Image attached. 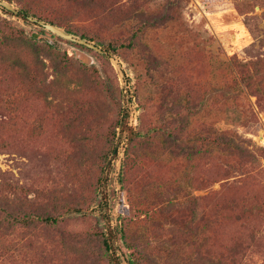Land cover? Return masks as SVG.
<instances>
[{
  "label": "rangeland",
  "instance_id": "1",
  "mask_svg": "<svg viewBox=\"0 0 264 264\" xmlns=\"http://www.w3.org/2000/svg\"><path fill=\"white\" fill-rule=\"evenodd\" d=\"M11 3L20 9L16 1ZM144 7L153 13L167 8L169 14L139 42L163 61L160 67L142 56L144 46L128 54L123 49L107 52L95 39L92 42L103 50L98 51L45 29L59 54L43 53L39 59L49 79H55L62 66L68 70L59 83L63 92L16 106L14 125L0 134V142L8 144L0 147V171L27 190L40 191L44 199H58L62 213L71 202L80 201L87 209L63 214L57 226L19 224L28 239L26 247L34 249L16 264H33L53 239L58 245L52 247L79 248L86 247L81 242L85 238L92 256L70 250V260L116 264L104 254L98 235L121 223L126 224L127 240L118 228L111 250L121 264H130V257L136 264H175L194 255L195 247L215 253L235 248L232 260L237 264H264V77H257L252 87L242 80L255 71V61L264 67V0H150ZM0 19L28 34L39 28L1 7ZM70 24L78 36L116 35L115 29L101 28L86 13ZM137 24V19L126 20L117 30L126 37ZM90 78L97 79L99 87L90 88ZM17 80L0 81V119L7 114L3 105L17 90ZM115 84L124 88L120 98L109 93ZM194 101L184 138L198 142L207 129H220L234 137L244 155L220 150L206 154L203 148L188 162L186 156L161 152L137 161L124 174L127 139L116 128L112 143L118 153L110 154V123L127 112L131 127L144 128L163 122L179 102L184 107ZM155 206L162 207L161 213L144 214ZM186 224L198 232L189 235ZM6 238L17 242L19 234Z\"/></svg>",
  "mask_w": 264,
  "mask_h": 264
},
{
  "label": "trees",
  "instance_id": "2",
  "mask_svg": "<svg viewBox=\"0 0 264 264\" xmlns=\"http://www.w3.org/2000/svg\"><path fill=\"white\" fill-rule=\"evenodd\" d=\"M16 1L20 5V9L15 13L5 9L6 12H11L19 17L28 20V16L39 17L46 22L54 23L67 32L78 36V30L70 24L71 20L78 18L82 13H86L96 20L99 26L109 30L115 29V34L109 39H101L99 34H90L83 32L81 38L88 41L97 39V43L102 45L108 51L117 52L123 49L125 54L133 52L140 46H144L140 38L150 27H154L162 21H166L169 17L168 11L162 9L161 12H152L144 7L146 2L150 0H8ZM137 19L138 24L134 25L132 33L129 36H124L117 29L121 28L126 20ZM39 25L37 22L35 23ZM97 24V25H98ZM35 33L28 34L24 29L10 24L5 19H0V81L4 77H14L17 81L11 94L7 96L4 103V108L7 114L0 119V134L7 131L14 125L13 114L16 112V106L23 101H29L32 97L48 100L49 95L60 96L62 89L60 82L63 76H67V71L64 66L57 72L55 79H49L44 74V61H41L40 55L50 56L59 54V49L56 48V43L47 37V31L39 25ZM105 40L107 42H105ZM72 41V40H71ZM146 48V47H145ZM142 56L150 63L151 66L160 67L164 65L163 61L154 55L147 48L144 52L139 51ZM51 57V56H50ZM262 61H255L252 65L255 68L253 73L246 74L242 77L243 82L248 87H252L254 82L264 77V67ZM44 64V66H43ZM258 77V79H257ZM12 81H14L12 79ZM90 88L98 86L97 79L90 78L86 81ZM79 87L87 88L82 83H78ZM99 87V86H98ZM109 93L113 97H121L124 94V88L119 85H111ZM93 90V89H92ZM178 103V109L169 108L168 115L165 114L163 122L152 123L146 127L133 128L128 122V113L124 112L116 121L110 123L108 128V143L110 144V154H117L118 147L113 145L112 141L116 135V128H120L122 136L127 139V148L125 151L126 158L123 163V173H128L132 164L144 158L154 157L155 154L161 152H170L171 155H183L187 157V161L191 162L197 153L201 151L206 154L213 150L227 151L243 154V149L235 142L234 137H229L225 131L217 129H207L205 134H202L199 141L203 144L199 148V141L189 140L185 136L184 129L189 125L190 116L195 113L196 103L187 102ZM191 105V106H190ZM143 118V117H142ZM143 121V119H142ZM89 141H97V138H87ZM8 144L4 141L0 142V147H5ZM244 155V154H243ZM108 161H106L107 165ZM105 168V167H104ZM0 264H16L23 258L30 257V249L34 247H26L28 239L23 235L19 224L27 226H57L64 221V215L69 216L72 213H85L87 207H83V203L71 202L62 207L65 209L62 213L59 205V200L48 197L42 198L43 193L37 190H27L25 186L19 182L9 178L6 172L0 171ZM92 198V197H91ZM89 202L88 207L93 203V199ZM86 201V200H85ZM75 204V205H74ZM74 205V206H73ZM73 206V207H72ZM57 211V214H56ZM162 207L155 206L151 211H145L144 214L161 213ZM64 214V215H63ZM66 218V217H65ZM175 220V219H174ZM126 224L121 223L120 227L109 226L106 234H99L104 247V254H107L108 259L113 263L121 264V260L111 250L113 249V236L119 228L124 241L127 240ZM44 228V227H42ZM33 230V229H32ZM185 230L189 235L198 232L197 227L186 224ZM27 232H30L27 231ZM37 231L29 234H34ZM19 234V239L9 241L6 236ZM21 235H23L21 237ZM50 242L51 247H42L34 258L33 264H43L42 262L51 261V264H76L74 260H70L72 254L70 250L80 252L84 256H92L93 251L89 247L87 238L81 239V242L87 243L86 247L70 248V247H52L54 244ZM58 245V242H56ZM202 247H195L194 255L188 260L181 258L175 264H237L232 260V255L235 248L230 251H212ZM198 253V254H196ZM97 260V258H96ZM95 261V260H94ZM130 264H136L132 257L129 258ZM79 264V262H78ZM92 264H100L93 262Z\"/></svg>",
  "mask_w": 264,
  "mask_h": 264
},
{
  "label": "water",
  "instance_id": "3",
  "mask_svg": "<svg viewBox=\"0 0 264 264\" xmlns=\"http://www.w3.org/2000/svg\"><path fill=\"white\" fill-rule=\"evenodd\" d=\"M0 6L6 8L8 10L15 11V12H17L19 10V9H16V7L11 2H9L8 0H0ZM28 18L31 21L37 22L44 29L51 31V32L65 38V39L75 41L77 43L86 45V46L93 48V49H96L98 51H103L98 45H96V43H94L92 41H88V40L81 38L77 35H74L73 33L67 32L64 28H62V27H60L54 23L46 22L42 18H35L32 15H29ZM115 64H116V68L118 70V73L120 75H122L123 72L120 68L119 63L117 61H115Z\"/></svg>",
  "mask_w": 264,
  "mask_h": 264
}]
</instances>
